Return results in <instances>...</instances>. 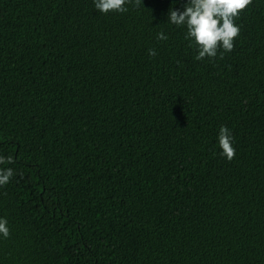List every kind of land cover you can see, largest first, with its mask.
I'll use <instances>...</instances> for the list:
<instances>
[{"label": "trees", "instance_id": "16d2710c", "mask_svg": "<svg viewBox=\"0 0 264 264\" xmlns=\"http://www.w3.org/2000/svg\"><path fill=\"white\" fill-rule=\"evenodd\" d=\"M188 2L0 0V264H264V0L199 61Z\"/></svg>", "mask_w": 264, "mask_h": 264}, {"label": "clouds", "instance_id": "9594fccd", "mask_svg": "<svg viewBox=\"0 0 264 264\" xmlns=\"http://www.w3.org/2000/svg\"><path fill=\"white\" fill-rule=\"evenodd\" d=\"M253 0H189L184 10L177 11L174 7L169 10V23L176 26H186L185 39L189 40L190 47H194L198 55L196 60L205 58H224L225 52H231L235 47V40L239 38L240 27L235 23L240 14L252 5ZM95 8L100 13H126L128 5L140 7L143 0H94ZM158 40H167L168 37L160 32ZM150 56H155L154 49L149 50ZM218 144L222 149L221 155L231 161L236 153L234 136L227 126L220 128ZM13 157L0 156V165L13 164ZM14 176L12 168L0 167V186L7 185ZM7 220L0 218V234L4 238L10 235Z\"/></svg>", "mask_w": 264, "mask_h": 264}]
</instances>
